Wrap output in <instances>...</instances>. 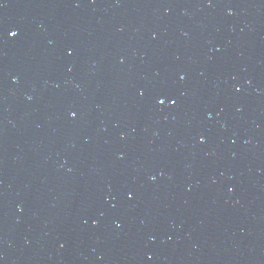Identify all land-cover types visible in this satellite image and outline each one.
<instances>
[{"label":"water","instance_id":"water-1","mask_svg":"<svg viewBox=\"0 0 264 264\" xmlns=\"http://www.w3.org/2000/svg\"><path fill=\"white\" fill-rule=\"evenodd\" d=\"M0 264H264V0H0Z\"/></svg>","mask_w":264,"mask_h":264},{"label":"snow or ice","instance_id":"snow-or-ice-1","mask_svg":"<svg viewBox=\"0 0 264 264\" xmlns=\"http://www.w3.org/2000/svg\"><path fill=\"white\" fill-rule=\"evenodd\" d=\"M8 35H9V36H15L16 33H15V32H12V31H9ZM159 103L163 104V103H164V100H159ZM172 103L174 104L175 101H172ZM130 198H131V197H130Z\"/></svg>","mask_w":264,"mask_h":264}]
</instances>
